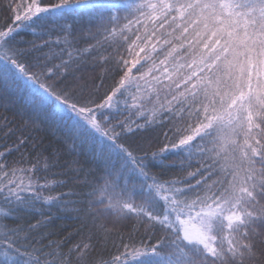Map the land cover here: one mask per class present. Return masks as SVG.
I'll list each match as a JSON object with an SVG mask.
<instances>
[{"label":"snow or ice","instance_id":"snow-or-ice-1","mask_svg":"<svg viewBox=\"0 0 264 264\" xmlns=\"http://www.w3.org/2000/svg\"><path fill=\"white\" fill-rule=\"evenodd\" d=\"M84 3L7 0L10 15L0 23V81L27 89L37 111L104 165L102 176L85 181L91 189L85 196L101 197L77 211L95 224L98 213L88 209L105 204L106 197L99 214L135 213L157 243L126 264H264V0H111L108 16L99 18L91 35L103 37L97 43L107 54L93 62L101 75L90 85L78 75L83 68L72 50L79 52L74 49L79 38L73 39L76 30L68 22ZM24 29H33L36 39L48 34L56 40L17 39ZM108 80L113 85L105 87ZM149 131L156 135L141 136L133 147L130 141ZM42 145L21 136L0 152L2 159L24 150L19 160L0 162L7 180H0V264H121L120 255L108 260L93 255L96 245L84 241L67 252L64 242L46 252L51 245L34 234L51 219L7 223L20 219L13 215L20 209L41 201L55 207L67 195L42 197L64 183L33 179L41 161L43 171L58 162V150L46 156ZM197 146L205 161L187 178L164 180L151 172L183 168L164 161L190 157ZM32 153L31 168L14 166L32 163ZM229 153L223 179L202 191ZM198 175L202 178L190 183ZM120 244L130 247L123 238ZM133 254L139 256V250Z\"/></svg>","mask_w":264,"mask_h":264},{"label":"trees","instance_id":"trees-1","mask_svg":"<svg viewBox=\"0 0 264 264\" xmlns=\"http://www.w3.org/2000/svg\"><path fill=\"white\" fill-rule=\"evenodd\" d=\"M53 2L58 3L59 0H53ZM110 2L111 0H85L78 14L68 21L74 25L76 30V36L73 39L79 38L78 42L74 45V49H79V52L72 50L73 58L77 59L83 68L82 73H78V75H82L84 77L82 82L88 83L89 85L93 79L101 75V67L96 66L93 69V62L99 61L101 56L107 54L97 43L98 40L103 41V37L92 39L91 35L97 31L96 25L99 18L101 16H108L109 11L107 5ZM6 4L7 0H0V23L4 22L6 15H10L7 11ZM133 28H135V25H133ZM88 29H91V33L88 32ZM36 31L39 34V30L37 29ZM32 32L33 29H24L17 39L32 41L36 39L32 35ZM42 40L54 42L56 37L45 34L41 39H36V43L39 44ZM21 46H24L23 43ZM54 50L58 51V49ZM42 52L48 53L49 49H42ZM64 58H67V54ZM56 62L58 61H53V63ZM112 85L113 81L108 80L105 87ZM103 91L104 89H101V94H103ZM129 103H132L130 99ZM5 123L8 124V128L3 127ZM9 128L12 129L10 133L8 132ZM5 133H8V135L5 136ZM144 135L155 136L156 133L149 131L138 134L136 138L130 141L133 147H135L139 138ZM21 136H31L38 141L42 140V147L46 149V156L53 153V150H58V162L56 166L50 168L48 171H43L44 164L41 161L39 164L41 171L33 179L36 180L39 178V183L41 184L46 182L51 184L56 180H61L64 183L52 191L45 190L42 193V197L49 195L55 196L57 193H67V195L55 207H51L49 204L41 201L37 202L34 208L20 209L18 213L13 214L18 215L20 219L15 221L9 219L7 221L8 224H23L27 226L36 223L37 220L51 219V223L47 227L40 228L37 230L38 234H34L36 240L43 238L44 245H51L50 248L45 249L46 252L56 249V245L61 242H64L63 251L67 252L69 248L84 241L96 245L93 255L100 254L105 260L120 255L121 264H126V261H133L134 259L140 258L145 251L146 245L157 243L155 237L145 234V228L140 225L135 213H129L127 218H121L111 211L99 214L100 210L104 209L108 203L106 197L105 204H95L88 209L89 211L98 213L95 217V224H93V217L88 216L85 218L84 212L77 211L82 206L87 208L88 199L94 201L101 197L100 192H97L94 196L86 197L85 193L91 191V189L86 187L85 181L91 183L94 177L102 176L103 163L93 156L88 146H73L71 139L67 136L64 129L51 123L43 112L37 111L32 105L31 96L27 89L23 87H10L0 81V152H4L13 146L17 142V138ZM198 146L192 149L190 157H169L164 161L165 165L175 162L179 166L183 163V168H152L151 172L160 174L164 180H181L187 178L190 172H196L197 169H200L201 164L205 161V158L198 154ZM144 147L148 148V145L145 144ZM23 151L21 149V152ZM21 152L14 151L0 159V162L7 160L11 164L12 161L20 159ZM35 155V153H32V163L25 162L14 166L17 168H31L36 163ZM230 155L229 153L221 159V163L217 169L219 174L207 180L206 184L202 185V191H206L208 185H211L213 181L223 179L225 172L230 166ZM21 175L22 173H17L18 177ZM202 175L206 176L207 173H203L202 171ZM201 178L202 176L198 175L194 180H190V183L194 184L196 180H200ZM0 180L5 184L7 183V180L3 179L2 174H0ZM100 183L103 184V181L101 180ZM124 183V179L121 178L119 181L120 186L122 187ZM181 186L179 184L177 185V187ZM119 190V188L116 189V191ZM25 195H28V193H25ZM136 203H139L138 198L136 199ZM0 206H2V198H0ZM158 235L159 233H157ZM122 238L124 244L130 245L129 248L126 249L121 246L120 240ZM113 244H115V247H113ZM36 247H40V245H36ZM134 250H139V256L133 254ZM125 253L126 255H122Z\"/></svg>","mask_w":264,"mask_h":264}]
</instances>
